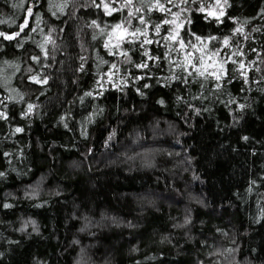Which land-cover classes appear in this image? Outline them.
<instances>
[{"label": "trees", "instance_id": "obj_1", "mask_svg": "<svg viewBox=\"0 0 264 264\" xmlns=\"http://www.w3.org/2000/svg\"><path fill=\"white\" fill-rule=\"evenodd\" d=\"M216 1L0 0V264H264V0Z\"/></svg>", "mask_w": 264, "mask_h": 264}, {"label": "rangeland", "instance_id": "obj_2", "mask_svg": "<svg viewBox=\"0 0 264 264\" xmlns=\"http://www.w3.org/2000/svg\"><path fill=\"white\" fill-rule=\"evenodd\" d=\"M218 1L219 0L214 2V5L209 10V13L213 16H219L222 14L223 6ZM136 16H137V17H135L136 19L134 17H131L127 21L128 23H126V21H125V23H123V24H118V25H121L120 28H116V27L113 28V37H111V39H110L111 45L116 46V45H119L121 41L139 38L144 34V32L141 31L140 27L142 25H145V27H146L147 22L146 21H145V23L140 22L141 18L144 20V18L140 15V13L139 14L137 13ZM137 29H139V32L136 31ZM121 30H123L124 36L122 38H118V34ZM132 33H135V35H132ZM209 58H210V55L208 56V58L205 59V61H207L208 67L215 66L217 63V60L215 58H210V59Z\"/></svg>", "mask_w": 264, "mask_h": 264}, {"label": "snow or ice", "instance_id": "obj_3", "mask_svg": "<svg viewBox=\"0 0 264 264\" xmlns=\"http://www.w3.org/2000/svg\"><path fill=\"white\" fill-rule=\"evenodd\" d=\"M129 2H130V0H129ZM131 15V14H130ZM140 22L141 23H145V21L141 18L140 19ZM27 24V21H25V25ZM93 24H95V21H93ZM25 25H21L20 26V28H21V31H23V28H24V26ZM116 28H120L121 27V25H116L115 26ZM156 27V31L157 32H159V25H156L155 26ZM137 32H139V29H137L136 30ZM4 34L3 33H0V36H3ZM16 35H19V33H16ZM132 35H135V33H132ZM5 38L6 39H12L13 37H11V36H5ZM149 43H150V41H148ZM225 43H227V41H225ZM138 67H146V65H137ZM114 67V66H113ZM200 75H203V73L201 72V73H199ZM217 79H218V77H217ZM46 82V81H45ZM89 95H90V93H89ZM29 110H31V106H29ZM16 131H21V129H17ZM0 175H2V174H0ZM5 207H9V205H5Z\"/></svg>", "mask_w": 264, "mask_h": 264}, {"label": "water", "instance_id": "obj_4", "mask_svg": "<svg viewBox=\"0 0 264 264\" xmlns=\"http://www.w3.org/2000/svg\"><path fill=\"white\" fill-rule=\"evenodd\" d=\"M124 36V32H123V30H121L120 32H119V34H118V38H122Z\"/></svg>", "mask_w": 264, "mask_h": 264}]
</instances>
